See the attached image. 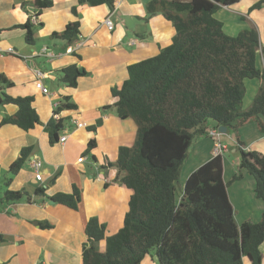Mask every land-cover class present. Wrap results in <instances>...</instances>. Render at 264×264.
Instances as JSON below:
<instances>
[{"label": "trees", "instance_id": "1", "mask_svg": "<svg viewBox=\"0 0 264 264\" xmlns=\"http://www.w3.org/2000/svg\"><path fill=\"white\" fill-rule=\"evenodd\" d=\"M242 0H150L147 16L161 13L171 21L175 35L169 45L152 57L128 66L129 78L113 87V108L121 118H132L137 135L132 146H121L111 163L118 180L130 189L128 210L123 225L107 235L105 224L91 217L85 225L87 236L82 264H142L152 255L158 264H263L264 212L257 223L238 224L228 193L229 184L243 177L246 170L255 179V193L264 202V153L248 150L239 138V128L255 121L264 133V46L255 28L228 35L215 14L223 6ZM261 1L252 6L260 7ZM108 5L115 0H78L71 12L78 17V6ZM31 19L39 18L53 0H32ZM31 19L26 40L33 42ZM80 36L79 20L69 21L65 29L51 37L65 48ZM262 57L263 66L258 59ZM59 82L76 87L85 72L77 64L57 71ZM246 79H259L260 86L251 105L243 106ZM13 82L0 74V103L14 104L17 111L6 115L2 124L30 130L42 121L33 106L32 96H12L5 88ZM76 108L69 96L54 110ZM224 125L235 134L240 161L237 172L224 179V156L217 153L194 170L179 188L181 170L192 144L208 134L211 127ZM64 120L52 117L45 129L50 143L59 141ZM96 146L88 144V154ZM32 147H24L11 164V176L23 167ZM94 160V159H93ZM11 177L8 182L11 181ZM24 191L8 190L5 199L18 201ZM37 196L53 200L73 210L79 209L81 190L74 184L71 193ZM42 228L47 221H35ZM7 242L0 234V244ZM104 242V249L100 243Z\"/></svg>", "mask_w": 264, "mask_h": 264}, {"label": "crops", "instance_id": "2", "mask_svg": "<svg viewBox=\"0 0 264 264\" xmlns=\"http://www.w3.org/2000/svg\"><path fill=\"white\" fill-rule=\"evenodd\" d=\"M149 1L115 0L113 9L106 4H84L78 6L76 17L71 9L78 0H53V5L43 10L35 23L31 19L32 0H0V48L12 47L17 51V54L3 51L0 57V74L13 82V86L3 91L12 96H32L42 121L28 131L14 124H2L3 117L14 115L18 108L0 103V234L7 238V242L0 244V264H82L87 240L85 225L91 217L105 224L107 235L116 233L123 225L132 191L118 180V171L110 164L117 159L121 146L135 143L137 124L132 118H121L113 108L105 107L116 100L112 88L120 87L129 78L128 66L157 55L175 35L173 24L161 13L147 16ZM246 1L223 6L215 16L223 22L228 35H237L242 28H257L264 46V3L252 9L264 0ZM224 9L231 10V16ZM220 11L223 15L218 14ZM236 14L240 16L237 18ZM109 17L115 24L113 30L104 23ZM30 19L32 43L27 42V30L22 26ZM245 19L251 20L253 26L239 23H245ZM74 20L80 22V36L65 48L64 42L51 35L63 31ZM45 47L55 56L46 55ZM72 64L85 72L76 87L60 83L57 73ZM258 65L263 66L261 56ZM37 70L47 74L43 82L49 87L48 94H43L35 85ZM260 83L259 79L245 80V108L251 105ZM66 96L76 105L59 113L65 125L59 136L65 133L67 139L52 144L45 124L54 116V104ZM72 118L87 126L77 127ZM239 138L248 150L264 153V133L257 122L242 125ZM91 140H95L96 146L87 154ZM217 143L224 156V179L227 182L232 179L238 170L240 155L235 134L227 129L226 133L207 134L192 144L190 158L181 170L180 188L194 170L216 155ZM28 146L32 147L29 158L11 176V164ZM83 156L86 159L79 161ZM33 157L42 160L41 180H36L30 165ZM74 184L81 190L78 210L52 204L51 199L36 195L41 189L49 197L71 193ZM8 190L25 193L18 201H8L4 197ZM228 193L238 224L261 220L264 202L255 193V179L251 174L243 170V177L229 184ZM35 221H47L52 227L42 228ZM100 248L104 249V242ZM261 250L264 264V243ZM150 259V264L157 262L154 256Z\"/></svg>", "mask_w": 264, "mask_h": 264}, {"label": "built area", "instance_id": "3", "mask_svg": "<svg viewBox=\"0 0 264 264\" xmlns=\"http://www.w3.org/2000/svg\"><path fill=\"white\" fill-rule=\"evenodd\" d=\"M35 23H37V18H34L32 19ZM104 23L106 25V27L109 29V30H113L114 28V22L113 20H111V18H106L104 20ZM3 51L7 52V53H15L17 54V51L12 48V47H9L7 48L6 50H2L0 48V57L3 56ZM43 52L48 55L49 57H53L55 56V54L50 50L48 49L47 47L44 48ZM36 76H37V79L35 81V85L37 87V89H39L43 94H48L49 93V87L46 86L43 82V78H45L47 76V74L43 71H40V70H37L36 71ZM60 105V103H55L54 104V110ZM54 116L56 118H59V114H54ZM71 122L73 124H75L77 127H86L87 124L85 122H79L78 120L72 118L71 119ZM221 132L218 130V128H210V130L208 131V135L210 136H218ZM67 139V135L64 133L62 134L61 136H59V141L60 142H65ZM222 152V149H221V145L220 143H217L216 144V154L217 153H220ZM86 159L85 156L79 158V161H84ZM30 165L32 167V169L34 170V172L36 173V180H41L42 179V170H41V167H42V160L38 157H33L32 160H30ZM40 264H45L43 262H41Z\"/></svg>", "mask_w": 264, "mask_h": 264}, {"label": "rangeland", "instance_id": "4", "mask_svg": "<svg viewBox=\"0 0 264 264\" xmlns=\"http://www.w3.org/2000/svg\"><path fill=\"white\" fill-rule=\"evenodd\" d=\"M245 1H246V0H245ZM246 2H247V1H246ZM224 11L227 13V15H230V11H231V10H230V11H228V10L226 11V9H224ZM218 14H219V15H223V14L221 13V11H220ZM230 16H231V15H230ZM234 16H236V17L238 18V16H240V15L236 14V15H234ZM235 21H236V19H235ZM239 23L242 24V25H244V26H246V25L253 26V23L251 22V20H248V19H245V23L240 22V21H239ZM255 29L257 30V28H255ZM241 30H243V28L240 29V31H241ZM231 31L234 32V31H235V27H234V30H233V28H232ZM240 31H239V32H240ZM257 31H258V30H257ZM239 32H238V33H239ZM235 33H236V32H235ZM238 33H237V34H238ZM258 33H260V32L258 31ZM190 155H191V154H190ZM190 155H189V156H190ZM189 158H190V157H189ZM178 186H179V188H180V185H178ZM150 256H152V255H148V256L146 257V259L143 261V264H150V263H149V262H151V261H150V260H151V259H150ZM152 262H154L155 264H158V262H156V261H152ZM154 263H153V264H154Z\"/></svg>", "mask_w": 264, "mask_h": 264}, {"label": "water", "instance_id": "5", "mask_svg": "<svg viewBox=\"0 0 264 264\" xmlns=\"http://www.w3.org/2000/svg\"><path fill=\"white\" fill-rule=\"evenodd\" d=\"M80 70L83 71L82 68H80ZM218 130H219L221 133H226V132H227V127L224 126V125H220V126H218ZM51 203L53 204V203H55V202L52 200Z\"/></svg>", "mask_w": 264, "mask_h": 264}]
</instances>
